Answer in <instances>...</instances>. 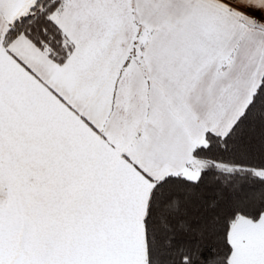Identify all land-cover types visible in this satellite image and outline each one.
<instances>
[{
  "label": "snow or ice",
  "instance_id": "snow-or-ice-1",
  "mask_svg": "<svg viewBox=\"0 0 264 264\" xmlns=\"http://www.w3.org/2000/svg\"><path fill=\"white\" fill-rule=\"evenodd\" d=\"M0 264H264V0H0Z\"/></svg>",
  "mask_w": 264,
  "mask_h": 264
}]
</instances>
